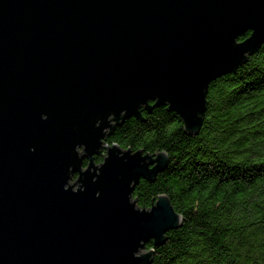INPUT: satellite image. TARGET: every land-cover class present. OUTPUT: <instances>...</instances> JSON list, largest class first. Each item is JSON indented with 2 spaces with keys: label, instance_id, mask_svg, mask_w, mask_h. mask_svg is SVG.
<instances>
[{
  "label": "water",
  "instance_id": "water-1",
  "mask_svg": "<svg viewBox=\"0 0 264 264\" xmlns=\"http://www.w3.org/2000/svg\"><path fill=\"white\" fill-rule=\"evenodd\" d=\"M263 43L264 0H0V264L150 263L184 219L134 190L169 156L107 138L161 105L198 134Z\"/></svg>",
  "mask_w": 264,
  "mask_h": 264
},
{
  "label": "trees",
  "instance_id": "trees-1",
  "mask_svg": "<svg viewBox=\"0 0 264 264\" xmlns=\"http://www.w3.org/2000/svg\"><path fill=\"white\" fill-rule=\"evenodd\" d=\"M207 100L196 135L161 105L143 109L144 119L130 117L107 138L123 149L169 156L163 172L153 181L141 178L134 190L141 207L167 194L184 219L163 245L147 243L154 249L148 264H264V43L215 79Z\"/></svg>",
  "mask_w": 264,
  "mask_h": 264
},
{
  "label": "flooded vegetation",
  "instance_id": "flooded-vegetation-1",
  "mask_svg": "<svg viewBox=\"0 0 264 264\" xmlns=\"http://www.w3.org/2000/svg\"><path fill=\"white\" fill-rule=\"evenodd\" d=\"M103 151H104V150H102L101 153H103ZM99 154H100V153H99ZM99 154H96V155H99ZM104 154H105V153H104ZM96 155H95V157H96ZM86 160H88V159L85 158L84 161H83V166H84V168H86V167L88 166V164H89V160H88V164H87V165L85 164V161H86ZM95 161H96V160H95ZM96 163H97V162H96Z\"/></svg>",
  "mask_w": 264,
  "mask_h": 264
},
{
  "label": "rangeland",
  "instance_id": "rangeland-1",
  "mask_svg": "<svg viewBox=\"0 0 264 264\" xmlns=\"http://www.w3.org/2000/svg\"><path fill=\"white\" fill-rule=\"evenodd\" d=\"M106 153V152H105ZM72 181H74V179H72Z\"/></svg>",
  "mask_w": 264,
  "mask_h": 264
}]
</instances>
